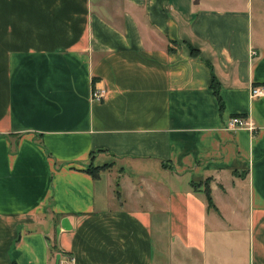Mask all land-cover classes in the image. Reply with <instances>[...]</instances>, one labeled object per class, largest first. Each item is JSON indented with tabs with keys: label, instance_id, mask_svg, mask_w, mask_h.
Returning <instances> with one entry per match:
<instances>
[{
	"label": "crops",
	"instance_id": "crops-1",
	"mask_svg": "<svg viewBox=\"0 0 264 264\" xmlns=\"http://www.w3.org/2000/svg\"><path fill=\"white\" fill-rule=\"evenodd\" d=\"M253 85L264 0H0V264H264Z\"/></svg>",
	"mask_w": 264,
	"mask_h": 264
},
{
	"label": "built area",
	"instance_id": "built-area-1",
	"mask_svg": "<svg viewBox=\"0 0 264 264\" xmlns=\"http://www.w3.org/2000/svg\"><path fill=\"white\" fill-rule=\"evenodd\" d=\"M105 94H106V90L103 88L93 89L91 93V99L96 101L102 100L105 97ZM251 96L253 98L263 97L264 85L251 86ZM229 125L235 128L244 127V128H250L251 130L255 129L253 121L245 116H232L229 119Z\"/></svg>",
	"mask_w": 264,
	"mask_h": 264
},
{
	"label": "trees",
	"instance_id": "trees-1",
	"mask_svg": "<svg viewBox=\"0 0 264 264\" xmlns=\"http://www.w3.org/2000/svg\"><path fill=\"white\" fill-rule=\"evenodd\" d=\"M215 91H216V93H217V95L219 96V94H218V89H217V87L215 86ZM219 100H220V104H221V108L223 107V102H222V100H221V98L219 97ZM99 170V168L98 167H92V166H90L89 168H88V171L91 173V174H97V172L96 171H98ZM210 179H207L204 183H202V184H200V183H194L195 184V187H200V186H205L204 187V191H205V193H206V196H207V199H208V201H209V204L210 205H213V200H212V196H211V193H210V186L208 185V181H209Z\"/></svg>",
	"mask_w": 264,
	"mask_h": 264
},
{
	"label": "water",
	"instance_id": "water-1",
	"mask_svg": "<svg viewBox=\"0 0 264 264\" xmlns=\"http://www.w3.org/2000/svg\"><path fill=\"white\" fill-rule=\"evenodd\" d=\"M62 226H63V228H65L67 230H70L72 228V225H71L70 220H69L68 217H64L62 219ZM60 257H61L60 254H58L57 255V262H58V264H59V261H60Z\"/></svg>",
	"mask_w": 264,
	"mask_h": 264
}]
</instances>
